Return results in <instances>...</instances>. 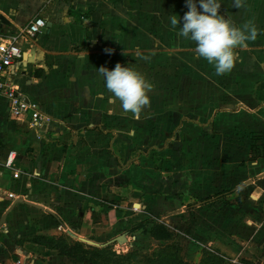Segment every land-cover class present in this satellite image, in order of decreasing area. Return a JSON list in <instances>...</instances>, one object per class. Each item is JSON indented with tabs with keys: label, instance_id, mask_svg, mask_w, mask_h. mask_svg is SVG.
Listing matches in <instances>:
<instances>
[{
	"label": "crops",
	"instance_id": "obj_1",
	"mask_svg": "<svg viewBox=\"0 0 264 264\" xmlns=\"http://www.w3.org/2000/svg\"><path fill=\"white\" fill-rule=\"evenodd\" d=\"M220 2L260 35L217 76L170 24L185 0H0V52L20 36L23 53L7 75L46 115L32 127L0 93V264L70 261L36 238L158 248L144 231L157 223L191 263L208 249L264 264V0ZM39 17L42 32L23 37ZM117 63L152 85L139 119L99 72Z\"/></svg>",
	"mask_w": 264,
	"mask_h": 264
},
{
	"label": "clouds",
	"instance_id": "obj_2",
	"mask_svg": "<svg viewBox=\"0 0 264 264\" xmlns=\"http://www.w3.org/2000/svg\"><path fill=\"white\" fill-rule=\"evenodd\" d=\"M244 4L245 0H233V7L237 9ZM185 6L188 11L182 18L170 17L171 26L178 27L177 35L195 43L196 54L213 66L217 76L230 73L236 63V49L248 47V42L255 41L260 31L250 24L236 27L230 18L220 13V0H185ZM99 72L112 101H119L125 112L139 119L150 103L148 92L152 85L145 75L121 63L111 70L100 67Z\"/></svg>",
	"mask_w": 264,
	"mask_h": 264
},
{
	"label": "trees",
	"instance_id": "obj_3",
	"mask_svg": "<svg viewBox=\"0 0 264 264\" xmlns=\"http://www.w3.org/2000/svg\"><path fill=\"white\" fill-rule=\"evenodd\" d=\"M144 226V225H143ZM145 232H149L158 242L159 246L150 254H143L139 251H132L129 254L121 255L112 251L111 246L103 248L89 249L83 242L70 244L65 238H60L57 242L47 241L45 238H36L35 241L50 249L59 251L60 255L75 258L80 262L93 261L95 264H194L183 257V248L177 239L176 232L163 223H157L154 227ZM198 264H253L249 260L242 259L236 263L223 255L205 249L204 255Z\"/></svg>",
	"mask_w": 264,
	"mask_h": 264
},
{
	"label": "built area",
	"instance_id": "obj_4",
	"mask_svg": "<svg viewBox=\"0 0 264 264\" xmlns=\"http://www.w3.org/2000/svg\"><path fill=\"white\" fill-rule=\"evenodd\" d=\"M46 26V20L42 17L31 21L24 29L22 35L26 38H35ZM20 36L10 39L1 47L0 52V93L4 94L10 101L11 113L22 122H29L32 127H36L40 121L46 118L45 113L41 110L40 105L30 99L23 91L10 80L7 73L15 61L22 58V49L17 45ZM17 152L11 150L8 153L5 167L14 168ZM0 200L2 197L0 195ZM2 219L0 215V231L2 230ZM118 254L125 253L124 249H115Z\"/></svg>",
	"mask_w": 264,
	"mask_h": 264
},
{
	"label": "rangeland",
	"instance_id": "obj_5",
	"mask_svg": "<svg viewBox=\"0 0 264 264\" xmlns=\"http://www.w3.org/2000/svg\"><path fill=\"white\" fill-rule=\"evenodd\" d=\"M258 140H259V138L258 139H256V142H253L254 143V152H255V154L256 155H261L262 154V149H263V145L262 144H260L259 142H258ZM210 199H207L206 201L204 200V201H202V203H208V202H211V201H209ZM177 239H178V241L180 242V244H181V247L183 246V244H184V242H182V241H180L179 240V238H178V236H177ZM87 246H88V248L89 249H96L95 247H97V248H103V247H106V246H98V245H95V244H93V243H91V242H89L88 244H87ZM109 246H111V245H109ZM150 248H148V250H146V251H140L139 249H136V248H132V247H130V246H128V247H115V246H111L110 248L112 249V251H114L115 252V249H123V248H125V249H128V251H126L125 252V254H129L130 252H132V251H139L140 253H142L141 254V256L143 255V254H150V253H152L154 250H156L157 248L154 246V245H151L150 244V246H149ZM183 248V251H184V246L182 247ZM152 250V251H151ZM125 254H121V255H125ZM70 258V257H69ZM253 264H258V263H256V262H254V261H251ZM236 263V262H235ZM56 264H95L93 261H84V262H80V261H78L77 259H75V258H70V261L68 262V263H64L63 262V259L62 258H58L57 259V261H56ZM114 264H118V263H114Z\"/></svg>",
	"mask_w": 264,
	"mask_h": 264
},
{
	"label": "water",
	"instance_id": "obj_6",
	"mask_svg": "<svg viewBox=\"0 0 264 264\" xmlns=\"http://www.w3.org/2000/svg\"><path fill=\"white\" fill-rule=\"evenodd\" d=\"M4 221V220H3Z\"/></svg>",
	"mask_w": 264,
	"mask_h": 264
}]
</instances>
